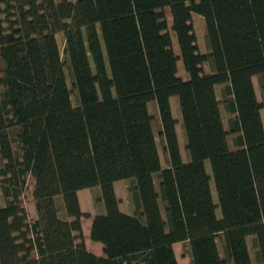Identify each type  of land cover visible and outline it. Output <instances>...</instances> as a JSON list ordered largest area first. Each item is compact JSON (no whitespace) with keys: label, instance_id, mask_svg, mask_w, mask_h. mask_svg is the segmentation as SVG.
Instances as JSON below:
<instances>
[{"label":"trees","instance_id":"1","mask_svg":"<svg viewBox=\"0 0 264 264\" xmlns=\"http://www.w3.org/2000/svg\"><path fill=\"white\" fill-rule=\"evenodd\" d=\"M263 108L264 0H0V264H264Z\"/></svg>","mask_w":264,"mask_h":264},{"label":"rangeland","instance_id":"2","mask_svg":"<svg viewBox=\"0 0 264 264\" xmlns=\"http://www.w3.org/2000/svg\"><path fill=\"white\" fill-rule=\"evenodd\" d=\"M194 21H195V29L197 30L198 36L200 37V43H201L203 49H205L206 46H205V39H204V32H203L204 27H205L204 16L201 14H194ZM59 39H60V41H62V35L59 36ZM175 43H176V41H175ZM179 67L182 68L183 66L180 64ZM208 70H209V68H208V66H206L205 71H208ZM255 82H256V86H257L258 95L261 98L263 96H262L261 88H260V85L258 83L257 77H255ZM218 87H219V85H217V89H218ZM218 92H219V95L221 96V89H219ZM171 104H172V110H173L174 116L178 119L177 123H176V127H177V131H178L181 152L183 154V158L185 160H188L189 154H188L186 147H185L186 132H185V129H184L183 123H182L181 109H180L179 99H178L177 95L171 96ZM148 106H149L150 111L154 114L153 125H154V130L156 133L158 149H159V152L161 155L162 164H163V166H166L168 163L166 162V159H165V152L163 150L161 137H160L159 132H158V120H157V114H156L157 113V109H156L157 107H156L155 103H153V101H150L148 103ZM222 112H223V117H224L225 123L229 127L230 126V112L226 109L224 103H222ZM262 114H263V118H264V108L262 109ZM229 141H230V143L231 142L233 143V141H234V135L233 134L229 135ZM231 146H233V145L231 144ZM205 163H206V168H207L208 172L212 175L211 187H212L213 197H214V200L216 202H218L219 201L218 193H217V189H216L213 174H212V168H211L210 160L206 159ZM119 181L120 182L118 185H119V190L123 196L124 206H127V202L129 203V190L127 189V183H126L127 179H120ZM0 198L1 199L3 198L2 193H1V189H0ZM216 212H217L218 216L222 215V211H221L220 206L217 207ZM218 242H219L220 247H221V242L219 239H218ZM189 248H190L189 243H185V242H177L176 243L175 250H176V254H177L179 264H189L190 263ZM251 252H252V255L255 259V253H254L252 246H251Z\"/></svg>","mask_w":264,"mask_h":264},{"label":"crops","instance_id":"3","mask_svg":"<svg viewBox=\"0 0 264 264\" xmlns=\"http://www.w3.org/2000/svg\"><path fill=\"white\" fill-rule=\"evenodd\" d=\"M183 74L187 76V73L184 72ZM255 77L256 76H254V82H255ZM255 85H256V82H255ZM256 88H257V86H256ZM119 180H116L115 188H116V192L120 198V207L123 211L128 212V213H132L136 209L135 203L131 199L130 192H129V203L127 202V206H124L123 196L119 190V185H118L120 182ZM78 193H79L81 207L84 211L90 213L91 215H94L98 211L103 210V208H104L103 203L99 199V196L101 195L100 187L94 186V187L82 188L78 191ZM91 223H92L91 217L85 216L84 220H83V230H84V234L86 236L87 245L97 254H102L104 252L103 242L100 240L92 241V239L90 238ZM176 243H174V247H175Z\"/></svg>","mask_w":264,"mask_h":264}]
</instances>
